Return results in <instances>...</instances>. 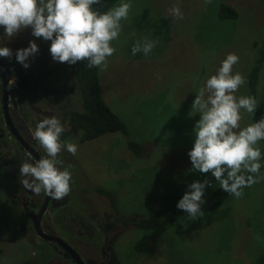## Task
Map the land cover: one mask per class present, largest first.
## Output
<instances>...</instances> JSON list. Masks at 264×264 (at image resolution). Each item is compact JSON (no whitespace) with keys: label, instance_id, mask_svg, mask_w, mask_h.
<instances>
[{"label":"rangeland","instance_id":"rangeland-1","mask_svg":"<svg viewBox=\"0 0 264 264\" xmlns=\"http://www.w3.org/2000/svg\"><path fill=\"white\" fill-rule=\"evenodd\" d=\"M130 2L133 7L129 18L121 22L123 30L112 42L116 51L108 57V69H99L102 98L127 125L128 134L109 133L89 141L71 135L64 139L78 144V152L73 156L63 150L58 158L72 168L73 189H87L85 194L79 190L75 197H67L63 214L69 222L56 226V231L64 236L70 232L76 239L79 235L85 239L86 232L95 226L90 220L91 212L98 215L106 210L112 218H144L160 207L162 198L183 195L193 181L209 179L214 187L219 185L210 172L191 171L187 153L193 146L194 126L200 119V114L192 111V104L199 88L229 53L239 56L233 73H242L246 80L236 95L250 96L248 74L262 56L264 0H212L211 4H205V0ZM119 3L120 0L113 6ZM219 3L232 6L237 18L220 20ZM174 4L184 13L183 19L169 14ZM145 37L159 43L149 56H134L132 46ZM31 40L36 41L39 51L29 58L30 67H23L28 74L26 88L9 90L12 114L16 123L31 134L40 121L52 116L70 131L64 113L81 110L73 65L53 61L51 41L32 36L30 27L10 39L3 35L0 26V47L13 51L11 59L5 58L9 67L21 65L15 52L28 47ZM262 61L257 100L264 116V56ZM16 81L11 77L8 85L13 86ZM241 114L242 128L258 122L253 114L244 110ZM0 128L7 139V145L1 146L0 142V264L26 260L70 264L35 233L28 218L22 217V198L29 190L21 183L19 167L25 160H32L8 136L1 112ZM128 139L141 144L142 157L128 149ZM258 146L262 153L264 140ZM260 174L264 175V170ZM98 188L112 194L110 200L117 213L99 199ZM211 189L206 187L205 195ZM243 192L242 198L233 196L196 221L187 215H176L163 217L145 229L124 228L115 240L121 263L251 264L255 255L264 250V180L245 187Z\"/></svg>","mask_w":264,"mask_h":264},{"label":"clouds","instance_id":"clouds-1","mask_svg":"<svg viewBox=\"0 0 264 264\" xmlns=\"http://www.w3.org/2000/svg\"><path fill=\"white\" fill-rule=\"evenodd\" d=\"M99 3L100 0H0V26L3 35L10 39L30 27L32 36L51 41L49 52L53 61L69 65L87 61L86 67L106 71L108 57L116 51L112 42L119 38L123 30L121 22L129 18L133 5L130 0H120L101 12L93 8ZM211 3L212 0H205V4ZM169 14L184 18L177 4L169 9ZM158 43L145 37L134 43L131 52L134 56L143 53L147 57ZM38 51L36 41L31 40L28 47L16 50L15 59L28 68L29 58H34ZM12 56L11 48L0 47V57L11 59ZM238 62L237 54H227L215 74L199 88L192 111L199 113L200 119L194 126L195 139L187 155L191 171L210 172L220 189L242 198L245 187L264 180L258 146L264 140V116L246 127L240 125L241 110L254 115L259 101L254 96L236 95L246 82L242 73H233ZM63 132L64 127L55 116L40 121L33 135L46 155L35 161L25 160L19 167L25 189L36 195L44 192L54 200L63 199L71 192V166L63 167L64 161L58 154L67 150L75 156L78 152V144L61 139ZM206 187L215 188L209 179L193 181L176 205L191 221L204 215Z\"/></svg>","mask_w":264,"mask_h":264},{"label":"trees","instance_id":"trees-1","mask_svg":"<svg viewBox=\"0 0 264 264\" xmlns=\"http://www.w3.org/2000/svg\"><path fill=\"white\" fill-rule=\"evenodd\" d=\"M119 0H100V3L93 5L94 9H99L101 12H105L110 9ZM217 16L220 20H235L238 16L237 11L230 5L225 3H219L217 5ZM261 49V58L257 59L250 69L248 74V91L250 96H254L257 99L259 94L257 89L260 83V68L262 59L264 56V39ZM4 61L6 74L8 80L14 77L17 81L15 85H8L9 89H25L28 84V74L24 71L23 66L15 64L9 67L5 58L1 57ZM87 61L77 62L73 64L72 74L74 82L76 84L78 94L80 97L81 110H69L64 113V117L67 123L77 129V134L80 141H89L100 138L101 136L109 133L120 132L124 135L128 134L127 125L115 114L109 105L102 98V88L99 78V68L86 67ZM257 121L263 116L259 106L253 115ZM69 133L63 132L61 139L64 140ZM127 147L137 157H142V146L136 141L128 139ZM260 163L262 165L261 170H264V151L261 153ZM100 194L107 195L113 200L112 195L105 190L99 189ZM183 195H176L175 197L162 198L160 201V207L155 211L151 212L148 216L142 218L136 215L127 217L124 220L126 224H131L136 228L145 229L151 225L157 223L163 217H172L176 215H187L183 210L177 209L176 205ZM232 195L225 193L217 185L215 188L208 192L204 199L206 203L202 205L204 212L210 211L224 203L226 200L232 198ZM111 200V201H112ZM256 240V239H255ZM258 244V242L256 241ZM19 264H37L33 260L22 261ZM251 264H264V250L259 251Z\"/></svg>","mask_w":264,"mask_h":264},{"label":"flooded vegetation","instance_id":"flooded-vegetation-1","mask_svg":"<svg viewBox=\"0 0 264 264\" xmlns=\"http://www.w3.org/2000/svg\"><path fill=\"white\" fill-rule=\"evenodd\" d=\"M8 80V84H9ZM1 69H0V94H1ZM9 86H8V94H9ZM1 104V116L2 121L4 124V127L7 129L8 136L12 138L16 144L19 146V148L22 151H25L26 154L30 157L32 161H35L36 159L23 147L20 145V143L17 141L16 137L11 133L3 115V109H2V100L0 99ZM8 112L9 117L11 119V122L15 129L18 131L20 136L33 148L35 149L41 157L45 156L46 153L44 152L43 148L39 145V142L34 139V135L30 133L29 130L23 128L19 124L16 123V120L12 114V110L10 107V103L8 102ZM66 120V119H65ZM67 121V120H66ZM66 124L71 128L70 131H67L69 133V136H78L77 129L74 127H71L67 122ZM4 134L5 132L0 128V142L1 146L2 144L7 145V139L4 140ZM6 141V142H5ZM61 155V153H60ZM26 159V158H25ZM64 166L68 167L67 164H63ZM70 172L73 176L72 168L70 167ZM23 177V176H22ZM24 179V177L22 178ZM73 179L70 182L72 198L75 197L76 191L80 190L82 193H86V188H78L76 187L73 189L72 183ZM99 190V188H98ZM97 190V195L99 199H104V202L107 204V206L113 207V212L117 213V208L115 204H112V201L110 200V197L104 194H100ZM89 195V194H87ZM112 195V194H111ZM68 196L64 197L60 200H54L50 197L46 199L45 193L41 192L39 195H36L32 193L30 190L27 191L22 198V217L25 216L28 218V221L33 223L36 215L38 214L40 208L42 207L44 201L45 206L43 209V212L40 216V227L43 232L46 234L56 236L60 239H62L67 245L70 246V248L79 256V258L83 261L84 264H122L121 259L122 257L119 254L118 249H116V243L115 240L119 237V235L122 233L124 228L131 227V224H126L124 222L125 218H122L120 216H115L112 218V215L108 213L106 210L102 214H96L95 212L90 213V220L95 224L93 225L90 232H86L87 236L85 239L82 240L80 233H77L76 235L78 239L75 237H72L67 234V236H64L62 233H58L56 231V226L58 225H67L69 219L66 218V216L63 214V211L66 212L65 206L68 201ZM67 208V207H66ZM95 209V208H94ZM93 209V210H94ZM27 221V220H26ZM28 222V223H29ZM52 224V225H51ZM34 228V227H33ZM35 231V229H34ZM36 233V232H35ZM37 234V233H36ZM70 236V238H69ZM43 239V238H42ZM44 240V239H43ZM46 243L52 245L53 249L56 250L57 254L66 262L70 264H76L74 259L71 257V255L66 252L60 245L53 241L44 240ZM79 242V243H78ZM78 243V245H77ZM97 243L100 244V248L97 249ZM99 250V251H98ZM98 251V252H97ZM101 253V254H100ZM100 254V257L99 255ZM37 263V262H36Z\"/></svg>","mask_w":264,"mask_h":264},{"label":"water","instance_id":"water-1","mask_svg":"<svg viewBox=\"0 0 264 264\" xmlns=\"http://www.w3.org/2000/svg\"><path fill=\"white\" fill-rule=\"evenodd\" d=\"M0 69H1V85H2L1 100H2V109H3L4 119L8 125L11 133L16 137V139L20 143V145L23 146L37 160V159L41 158V155L35 149H33L20 136L18 131L13 126L11 119L9 117V112H8V78H7L6 69L4 66V61L1 57H0ZM45 196H46V199H45V201H46L48 196L46 194H45ZM45 201H44L42 207L40 208L38 214L36 215V217L33 221V227L35 229V232L37 233V235H39L44 240L53 241V242L57 243L58 245H60L66 252H68L71 255V257L74 259L76 264H84L83 261L79 258V256L62 239H60L56 236L46 234L45 232L42 231V229L40 227L39 220H40V216H41L43 209H44V206H45L44 205Z\"/></svg>","mask_w":264,"mask_h":264}]
</instances>
